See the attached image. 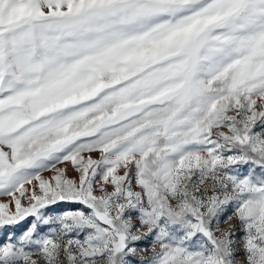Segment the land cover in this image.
Segmentation results:
<instances>
[{"label": "snow or ice", "instance_id": "obj_1", "mask_svg": "<svg viewBox=\"0 0 264 264\" xmlns=\"http://www.w3.org/2000/svg\"><path fill=\"white\" fill-rule=\"evenodd\" d=\"M0 264H264V0H0Z\"/></svg>", "mask_w": 264, "mask_h": 264}]
</instances>
